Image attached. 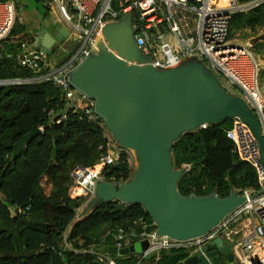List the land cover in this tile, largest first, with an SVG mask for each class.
<instances>
[{
    "label": "trees",
    "instance_id": "1",
    "mask_svg": "<svg viewBox=\"0 0 264 264\" xmlns=\"http://www.w3.org/2000/svg\"><path fill=\"white\" fill-rule=\"evenodd\" d=\"M4 1L7 0H0ZM249 1L252 0H237L241 4ZM221 3L226 5L228 0ZM49 12L50 7L45 5L42 15L47 17ZM263 29L264 2L249 11L231 14L230 39L237 33L256 35ZM24 32L25 27L16 20L1 42L0 80L32 75L16 58ZM51 111L65 112L66 120L58 123V117L50 116ZM231 125L232 120L225 119L186 132L174 142V168L184 169L178 182L182 195L207 196L216 192L227 197L232 190L242 193L247 188L259 189L254 168L233 152V142L227 137ZM34 127L41 133L11 160L15 144ZM106 132L105 125L88 121L82 111L66 108L63 92L51 82L0 86V264H102L96 254L65 250L63 233L69 231L68 240L75 248L86 249L99 244L111 228L129 229L141 219L152 229L157 227L141 204L127 205L120 200L101 202L78 217L87 198L70 197V172L76 163L98 162L107 152ZM55 147L58 154L53 161ZM186 165H190L189 170ZM133 169L131 152L121 147L118 161L104 169V177L109 182L124 183L131 178ZM43 177L51 184L48 193L42 185ZM16 207L21 209L17 216ZM188 256L184 250H169L162 251L156 262L152 258L139 263L136 254L111 255L118 264H180ZM226 262L223 255L216 258L217 264Z\"/></svg>",
    "mask_w": 264,
    "mask_h": 264
},
{
    "label": "built area",
    "instance_id": "2",
    "mask_svg": "<svg viewBox=\"0 0 264 264\" xmlns=\"http://www.w3.org/2000/svg\"><path fill=\"white\" fill-rule=\"evenodd\" d=\"M54 2L69 25L66 26L69 40L63 52L72 45L71 53L65 60L53 64L49 55L34 46V39L23 40L16 58L21 67L32 75L0 80V86L51 82L63 92L66 108L82 111L88 121L104 125L93 110L94 100L76 90L68 76L96 47L97 38L106 24L132 15L138 46L145 56L152 57L156 67H176L190 58L201 60L216 75L219 74L228 91L240 95L250 104L264 128V86L261 82V68L264 65L252 51L250 43H233L229 38L231 14L249 11L264 0L242 4L237 0H228L226 5H222L221 0H117L116 5L115 0ZM16 20V0L0 2V48ZM168 35L172 36L173 42ZM7 56L14 54L7 53ZM49 114L58 117V123L67 118L65 112L51 111ZM105 134L109 138L108 148L98 162L92 165L76 163L70 172L69 195L71 198L86 197L84 205L95 196L97 183L106 180L104 169L119 159L121 146L110 137L108 130ZM227 137L233 142V152L254 168L259 189L247 188L242 193L238 192L245 198L243 203L209 232L196 238L178 240L167 235L160 236L157 227L152 229L151 224L141 219L129 229H108L99 244L86 249L75 248L68 240L69 231L66 230L63 233V248L96 254L102 264H118L111 255L99 249L106 245L122 249L146 240L148 248L136 253L139 263L152 258L156 262L162 251L184 250L193 254L223 236L225 242L232 244L237 260L233 264H264V161L260 144L250 126L239 118L232 119ZM185 168L189 170L190 165ZM84 205L78 210L79 213Z\"/></svg>",
    "mask_w": 264,
    "mask_h": 264
},
{
    "label": "water",
    "instance_id": "3",
    "mask_svg": "<svg viewBox=\"0 0 264 264\" xmlns=\"http://www.w3.org/2000/svg\"><path fill=\"white\" fill-rule=\"evenodd\" d=\"M68 36L66 26L57 33L40 29L34 33V46L52 55L54 44ZM263 38L260 35L250 44ZM68 80L94 100L95 113L121 147L134 151L138 165L127 182L116 185L99 181L95 196L84 205L79 218L101 202L141 204L160 236L187 240L206 234L243 203L244 196L235 190L227 197L216 192L184 196L178 190L184 169L174 168L173 144L182 134L209 124L234 118L244 121L260 144L264 161V128L259 115L243 97L228 91L201 60L190 58L176 67H156L152 57L145 56L139 48L133 17L126 15L104 26L96 47L72 70ZM40 133L41 129L34 127L24 135L15 144L11 160ZM57 154L55 147L53 161ZM19 213L21 210L16 207L15 216ZM147 248L145 240L122 249L106 245L99 251L126 256ZM217 255H223L231 264L237 263L232 244L219 236L180 264H217Z\"/></svg>",
    "mask_w": 264,
    "mask_h": 264
},
{
    "label": "rangeland",
    "instance_id": "4",
    "mask_svg": "<svg viewBox=\"0 0 264 264\" xmlns=\"http://www.w3.org/2000/svg\"><path fill=\"white\" fill-rule=\"evenodd\" d=\"M45 5L50 7V12L47 17L42 15ZM16 19L25 27L24 40L31 39V36L34 35L35 30L41 26L45 27L52 33H57L61 26H69L63 20L59 8L54 0H46L45 3L41 0H16ZM263 34L264 30H260L257 36L252 32L245 31L234 35L231 38V42L245 45L249 44L252 39ZM168 38L171 42H173L172 36L168 35ZM68 40L69 38H66L63 41L54 44L53 54L49 55V60L51 63H59L65 60L69 53H71L72 45L70 49L63 52V49L67 48ZM262 46L263 47H261L260 44L258 46L252 45L251 49L260 58L264 65V45ZM217 76L219 77V74H217ZM261 82L264 84V66L261 68ZM109 135L112 137L111 133ZM129 151L131 152L135 168L137 165V158L134 151ZM42 185L44 186L45 191L48 193L51 189V185L48 183L45 177L42 178ZM216 258L220 259V255H217Z\"/></svg>",
    "mask_w": 264,
    "mask_h": 264
},
{
    "label": "crops",
    "instance_id": "5",
    "mask_svg": "<svg viewBox=\"0 0 264 264\" xmlns=\"http://www.w3.org/2000/svg\"><path fill=\"white\" fill-rule=\"evenodd\" d=\"M46 29L45 27H40V28H38L36 31H39L40 29ZM264 30V29H263ZM260 32V31H259ZM259 32L257 33V34H259ZM257 34H256V36H257ZM264 35V34H263ZM256 43H258L256 46H258L259 44L261 45V47H263L262 45H264V38L263 39H260L259 41H257ZM255 43V44H256ZM255 44L253 45V46H255ZM260 59V58H259ZM262 62V61H261ZM263 86H264V84H263ZM46 178V177H45ZM47 180V179H46ZM50 184V183H49ZM51 185V184H50Z\"/></svg>",
    "mask_w": 264,
    "mask_h": 264
},
{
    "label": "bare ground",
    "instance_id": "6",
    "mask_svg": "<svg viewBox=\"0 0 264 264\" xmlns=\"http://www.w3.org/2000/svg\"><path fill=\"white\" fill-rule=\"evenodd\" d=\"M136 168H138V165H136Z\"/></svg>",
    "mask_w": 264,
    "mask_h": 264
},
{
    "label": "flooded vegetation",
    "instance_id": "7",
    "mask_svg": "<svg viewBox=\"0 0 264 264\" xmlns=\"http://www.w3.org/2000/svg\"><path fill=\"white\" fill-rule=\"evenodd\" d=\"M44 29V28H43ZM49 31V30H48Z\"/></svg>",
    "mask_w": 264,
    "mask_h": 264
}]
</instances>
